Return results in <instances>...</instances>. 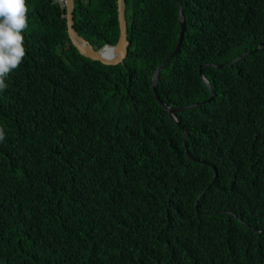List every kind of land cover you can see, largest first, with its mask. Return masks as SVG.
<instances>
[{
  "label": "trees",
  "instance_id": "16d2710c",
  "mask_svg": "<svg viewBox=\"0 0 264 264\" xmlns=\"http://www.w3.org/2000/svg\"><path fill=\"white\" fill-rule=\"evenodd\" d=\"M182 2L158 95L215 97L178 127L153 90L178 0H126L116 66L74 47L59 0H26V57L0 92V264H264V0ZM74 29L117 45L118 0H75Z\"/></svg>",
  "mask_w": 264,
  "mask_h": 264
},
{
  "label": "water",
  "instance_id": "95a60500",
  "mask_svg": "<svg viewBox=\"0 0 264 264\" xmlns=\"http://www.w3.org/2000/svg\"><path fill=\"white\" fill-rule=\"evenodd\" d=\"M61 7L66 11L65 17L67 19V29H68V35L71 43L74 45V47L80 51V53L88 59H91L93 61L100 62L104 65H120L122 63H125L127 57L129 56L130 47H131V41L129 40V28H130V21L127 16V3L126 0H118L119 3V17H120V26H121V37L119 40V43L117 45H111L107 44L103 47H99L98 45H92L89 41L79 36L78 32L74 29V10H75V0H59ZM179 4V15L181 20V32L179 36L178 44L175 48V50L172 52V54L157 68L155 71L154 77H153V90L156 95V99L159 102V105L163 107L166 110V113L168 114L169 118L173 120V122L176 124V126H180L179 123L176 121L174 116L176 114L182 113V111L187 110L189 108L199 107L200 105H203L205 103L211 102L212 99L215 97L213 94L212 97L206 101H203L201 103H196L189 106H182V107H168L165 105V103L161 100L160 96L158 95V79L160 77L161 71L165 68V66L172 61L175 56L180 52L185 32H186V17L184 14V5L182 0H178ZM107 49L112 50V52L115 53V57H109L106 56L103 52ZM264 50V44L260 45L258 48V51ZM247 53H244L243 55L236 58L234 61H232L229 66H232L242 60ZM207 65L201 66V75L204 77L207 85L209 86L211 90V86L207 78L204 74V68ZM212 66L220 67L221 65L213 64ZM184 137V145H187V138L186 133L183 132ZM186 154L189 158H194L193 155H191L188 151H186ZM215 169V176L214 179L217 178L218 172ZM200 198V197H199Z\"/></svg>",
  "mask_w": 264,
  "mask_h": 264
},
{
  "label": "clouds",
  "instance_id": "9594fccd",
  "mask_svg": "<svg viewBox=\"0 0 264 264\" xmlns=\"http://www.w3.org/2000/svg\"><path fill=\"white\" fill-rule=\"evenodd\" d=\"M28 13L26 0H0V92L8 88L10 74L26 57L23 33L28 29ZM4 139L5 131L0 127V142Z\"/></svg>",
  "mask_w": 264,
  "mask_h": 264
},
{
  "label": "bare ground",
  "instance_id": "6f19581e",
  "mask_svg": "<svg viewBox=\"0 0 264 264\" xmlns=\"http://www.w3.org/2000/svg\"><path fill=\"white\" fill-rule=\"evenodd\" d=\"M106 56H109V57H115V53L114 52H112V50H110V49H107V50H105L104 52H103Z\"/></svg>",
  "mask_w": 264,
  "mask_h": 264
}]
</instances>
